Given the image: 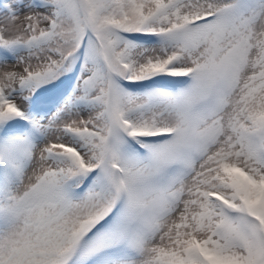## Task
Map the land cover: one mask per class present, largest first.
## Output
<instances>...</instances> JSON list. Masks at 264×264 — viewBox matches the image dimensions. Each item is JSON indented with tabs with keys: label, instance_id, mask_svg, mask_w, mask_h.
<instances>
[{
	"label": "snow or ice",
	"instance_id": "6c2138e0",
	"mask_svg": "<svg viewBox=\"0 0 264 264\" xmlns=\"http://www.w3.org/2000/svg\"><path fill=\"white\" fill-rule=\"evenodd\" d=\"M0 264H264V0H0Z\"/></svg>",
	"mask_w": 264,
	"mask_h": 264
}]
</instances>
